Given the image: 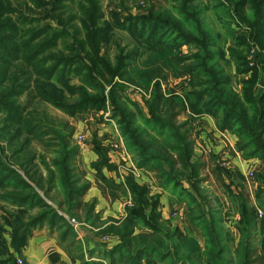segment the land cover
<instances>
[{
  "label": "trees",
  "instance_id": "1",
  "mask_svg": "<svg viewBox=\"0 0 264 264\" xmlns=\"http://www.w3.org/2000/svg\"><path fill=\"white\" fill-rule=\"evenodd\" d=\"M30 1L35 7L33 11L39 14V19L23 15L11 0H0V94L1 90H5L4 86L8 85L7 92L0 95V113L5 116L3 121L8 126L17 127L19 133L24 131L34 136L37 134L35 118L25 116V108L17 103L24 92L31 88L29 78H35L33 89L38 98L75 117L89 109L97 111L105 109L107 101L105 86L111 85L115 76L135 84L136 81L124 70L126 62L135 60L140 53L130 52L121 57V63L116 70L110 69L98 58L99 44L112 29L109 24L106 26L101 24L104 16L100 0H81L87 4L81 5L83 15L80 18L84 23L86 40H76L79 42V49L68 45L71 33L68 25L70 27L77 17L70 15L64 19L60 13L62 8L67 9L64 6L68 0ZM182 1L184 2L182 16L192 20L194 10L189 8V4L194 0ZM232 3L233 20L237 21L242 30L239 34L233 32V45L228 50L230 59L236 64V74L233 78L238 79L239 92L232 89L231 79L226 76L225 70L219 64V60L225 58V52L221 48L215 52L209 39L204 35L182 32L178 26L175 27L174 23L178 22L165 9L150 8L148 17L129 18L123 23H118L119 16L114 17L118 28L129 32L135 39L149 47L159 46L155 44V39L159 36L162 37L161 40L169 38L172 47L193 43L199 48L198 53L192 57L175 58V63L179 66V72L175 76L190 78L191 92L186 96L175 94V89L169 91L164 88V85L166 88L168 86L169 77V74L164 73L166 72L164 69L153 68L140 74L141 79L154 82L156 85L155 93L147 103L150 117H145L139 109L131 113L128 108L116 105L120 103L123 85L112 86L110 99L116 105L115 114L119 116L121 133L135 166L154 176L156 186L168 194L172 206L179 203L188 205L191 222L197 228H201L208 246L213 242L209 234L218 223L223 224L222 217L219 219L208 217L204 208L200 207V201L183 187L182 181L191 182L199 197H203L199 185L206 181L200 177L206 164L202 163V159L193 161L194 137L198 134L197 118L203 115L211 116L220 132H229L238 138L235 150L243 159H258L264 164V85L260 88V93L256 94L258 85L261 82L264 84V0H233ZM29 26L32 31H29ZM244 27L247 30L243 31ZM149 28L150 33L147 32ZM60 41L65 43L66 49L68 47L70 52H75L69 57H66L65 52H61L60 56L55 55L53 50L58 49ZM256 45L259 52L256 62L251 66L246 51ZM87 47L96 60L88 52V60L78 52L84 51ZM15 62L27 69L25 75L18 73L9 75V69ZM73 75L81 79L82 86L76 87L66 82V78ZM64 88L72 96L76 94L78 98L74 102L67 100ZM89 89L93 90L95 95L90 93ZM137 115L142 118L144 126H138ZM183 117L185 121L179 122L178 120ZM68 145V139H65L62 159L55 162L68 203L66 210L62 206L58 208L68 216L77 212L83 213L90 220L95 202L84 203L83 198L91 185L75 187L80 180L74 175L73 169L78 150L69 149ZM94 150L98 160L91 164V168L94 171L96 187L103 197L110 203L124 198L133 202V206L126 209L125 218L109 220L111 225L107 232H113L121 240L120 244L105 253L110 264L144 262L190 264L192 260L199 263L206 261L208 264H221L222 254L216 252L215 255L208 253V256L203 255L195 237H190L180 230L173 233L162 223L159 196L150 199L149 189L140 185L133 175L125 176L119 182L106 176L105 169L117 172L118 168L109 162L98 144ZM206 155L213 162L220 159V156L212 153ZM215 173L217 178L222 180L224 174L232 172H226L217 165ZM232 174L233 184L235 180L237 183L243 181L240 186L246 188L244 175L237 172ZM261 176L264 178V173ZM11 187L14 188L12 191L2 195L6 202L22 211L38 210L36 216L28 222L19 218L12 221L11 226L14 228L12 243L16 253H22L33 231L45 224H50L51 228L58 227L64 234L63 239H67L69 235L74 237V229L57 208L49 205L20 174L6 165L0 156V189ZM226 189L228 196L233 199L232 202H237L242 216L241 221L243 225L245 224L241 228L243 235L235 252L239 264H264V216L258 236V209L252 208L241 194H232L230 186H226ZM259 203L264 210V202L259 199ZM196 206L197 211L201 209L200 215L193 217ZM1 234L0 232V264L16 263L15 255L10 253ZM189 241L193 248H184Z\"/></svg>",
  "mask_w": 264,
  "mask_h": 264
},
{
  "label": "rangeland",
  "instance_id": "2",
  "mask_svg": "<svg viewBox=\"0 0 264 264\" xmlns=\"http://www.w3.org/2000/svg\"><path fill=\"white\" fill-rule=\"evenodd\" d=\"M11 1L14 2V5L17 6L16 8L23 15L28 16L31 19L32 17L39 19L40 16L33 11L35 7L30 0ZM231 2H233V0H194L189 4V8L194 10V17L192 20H188V18H185V16H182L181 14V9H184V2L182 0L176 2H173L172 0H100V6L102 7V13L104 16L101 24L103 26L109 24L112 29L100 42L97 56L106 66L110 67V69L116 70L121 63V57L128 55L130 52H132V54L140 53V56L135 60L126 62V68L124 70L130 78L132 77L136 81V83L132 84L126 82L122 77L115 76L113 78V83L105 86V95L107 96L105 109L101 111L89 109L75 117H71L63 111L55 108L53 105L38 98L33 89L35 78H29V86L31 88L29 91L27 90L24 92V94L17 100V103L19 106L25 108V116L29 115L30 117L35 118V129L37 130V134L34 136L29 135L24 131L19 133L17 127L8 126L3 121L5 116L0 113V156L3 158V162L20 174L26 183L33 187L49 205L57 208L59 213L67 219L69 225L75 231L74 237H71L70 239L68 236L71 241H74L77 237V232L84 230V228L93 231L96 235L100 236L105 243H109L111 239L119 237L114 235L113 232H107V229L111 225V221H109L110 219L102 221V217L95 213L97 205L95 199L85 202L84 199L86 195L83 198L84 203L92 204L95 202V208L90 216V220H88V217L83 213L77 212L76 214L73 213L74 215L68 216L58 208L62 206L64 210H66L68 207L67 196L64 194L65 189L57 173V168L55 167V162L62 159V146L65 144V139H68L69 149L76 148L78 150L73 169L75 172L74 175L80 180L75 187L79 188L90 184V188L86 191L87 194L92 187L96 186L95 176L93 174L94 171L91 168V164L98 160V156L94 152V149L98 144L99 148L106 154L109 162L118 168L117 172H111L105 169L104 174L106 175L109 173L112 175L110 178L115 179L117 182L124 179L127 175H133L140 185L146 186L149 189L150 199L159 196V210L162 213V223H164L171 232L174 233L175 231L180 230V232L188 234L190 237H195L201 246L203 255H215L216 252L219 253V255L222 254L221 264H239V259L235 252L243 235L241 228H243L245 224L243 225V222L241 221L242 216L240 208H238L237 202L233 203V199L228 196L226 186H230L232 194H241L252 208H255L256 210L260 209L264 214V210L260 207L259 203V199L264 202V178L261 176V174L264 173V164L258 159H253L254 161L245 160L242 158L241 154L235 153L233 149L226 146L223 152L217 156L225 158L223 159V162L225 163H221V165L226 163L229 165V169H224L226 172L231 171L232 173L237 172L247 174L255 169V179L257 182L253 193L250 194L245 187L242 188L240 186V183L242 184L243 181H238L237 183L234 178L238 186V189L235 192V190H233V187L235 188V185H233L234 175L232 173L224 174L222 180H219L215 173L216 166L218 165L217 162H213L207 156L205 158L200 156L203 154V150L202 148L199 149V146L204 145L202 142H199L200 131L198 129L199 125L196 122V131L198 134H195L194 137L195 150L193 161L202 159V163L206 164L203 174L200 175V177L205 178L206 181L199 185L203 197H199L191 182H187L186 180L182 181L184 185L183 187L194 196L196 200L200 201V207L204 208L208 217L212 219H219V217H222L223 224L218 223L217 227L209 234L213 242L208 246L207 239L204 237L205 235L201 228H197L191 222V211L188 205L185 203H179L172 206L168 197L167 214L165 216L159 191L163 194L165 192L156 186L157 184L154 176L148 175L141 169H138L140 173L134 172L128 157H122L121 154L123 153V150H126L128 153L129 151L126 147L121 133V127L118 123L119 116L115 114L117 111L116 105H119L124 109L128 108V111L131 113H133V111L136 112L137 109H139L145 117H150L147 103L152 99L156 85L154 82H148L141 79L140 74L143 71H148L153 68L164 69L166 71L164 73L169 74L168 86L166 88L164 85L165 89H168L169 91L175 89V94L180 95L181 97L186 96L191 92L190 78H177L175 76L179 72V66L175 63V58L192 57L199 51L197 45L190 43L172 47L169 38L167 39L166 37H163L164 39L161 40L162 37L158 36L155 39V44H159V46L149 47L142 41L135 39L129 32L122 31L117 27L118 23H123L129 18L141 19L148 17L150 8L157 10L165 9L167 12L171 13L170 15L173 16V19L179 23L174 24L175 27L178 26L182 32L185 31L195 35H204L209 39V43H211L212 49L215 52L219 51L221 48L225 52V58L220 59L219 64L225 70L226 76L231 79L232 89L239 92L240 87L238 85V79L233 78V61L230 59L228 50H230L233 45V32L239 34L242 30H240L237 21L233 20V3L231 4ZM82 4L83 6L87 5L86 3L81 2V0H68L67 4L64 6L67 7V9L62 8L60 12L64 19H67L70 15H75L77 17L70 27L68 25V29L71 32L70 39L68 38V45L74 46V49H79V42H76V40H86L84 23L80 21L81 15H83L81 11ZM116 15L120 17L118 23L114 18ZM28 29H30L29 31H32L31 26H29ZM244 30H247V28L244 27L243 31ZM147 32L150 33V28ZM72 37H74L75 42ZM58 46V49L56 48L53 50L55 55L60 56L61 52H65L64 54L66 57H69L75 52H70L68 47L66 49V45L63 41H60ZM253 49L256 50L257 56L259 52V47L257 45L249 51H246V55L248 61L254 59V65L256 57L254 56ZM78 52H80V54L87 60L89 59L87 56L88 52L91 57L96 60L89 47L84 51L82 50ZM13 65L14 66L9 69V75L11 73L25 75L27 72V69L22 67L20 63L15 62ZM18 68L21 69L19 70ZM66 82L76 87L83 85L81 79L75 75L68 77V79L66 78ZM115 84L124 86L122 94H120V103L116 105L112 103L110 99V91ZM7 86H4L5 90H1L2 92L0 95H4L7 92ZM260 88V86L257 87L256 94L260 93ZM89 91L95 95L93 90L89 89ZM64 96L67 100L73 102L78 98L76 94L72 96L65 88ZM199 118H197V120ZM137 119L139 120L138 126H144L140 115H137ZM178 121H185V117L180 118ZM211 135L212 134H210L208 138L210 142L216 146L217 144ZM221 138L227 145L224 138ZM26 139H28L29 142ZM197 143H200V145H197ZM121 145L122 149L120 151ZM95 156H97L96 160L93 159ZM130 156L135 166L133 157L131 154ZM234 158H238V163L234 162ZM134 168L137 167L135 166ZM93 183H95V185ZM13 189V187L0 189V232L9 247L10 253L12 252L11 254L15 255L16 261L17 258L22 257L21 253L19 254L15 252L12 243L14 228L11 226V223L17 218L28 222L29 219L36 216L38 210L26 212L19 210L6 202L2 198V195ZM259 191L262 192L260 193ZM259 196L260 198H258ZM121 201L124 204L125 218L127 215L126 209L132 207L133 202L131 199L125 198L121 199ZM200 210L201 209L197 211L196 206V213L193 214V217L200 215ZM215 213H220V215L217 214V216ZM71 221H74L75 223L73 224ZM262 221L263 218L257 221L258 236L260 235L259 231H261ZM43 227H47L50 230H59L56 226L51 228L50 224H45ZM184 248L192 249L193 245L189 241V243L184 245ZM143 264L149 263L144 262ZM190 264H208V262L204 261L203 263L202 261L199 263L192 260Z\"/></svg>",
  "mask_w": 264,
  "mask_h": 264
},
{
  "label": "crops",
  "instance_id": "3",
  "mask_svg": "<svg viewBox=\"0 0 264 264\" xmlns=\"http://www.w3.org/2000/svg\"><path fill=\"white\" fill-rule=\"evenodd\" d=\"M233 74H236V64L234 62ZM263 85V82H261L258 86L263 88ZM197 124L200 131L199 142L204 145L199 146V149L202 148L203 150V154L200 156L205 158L207 155L204 154L208 153H212L215 156L220 155L226 148V144L221 138V132L217 129L214 119L209 115H203L197 120ZM210 134H212L211 136H213L216 146L210 142L208 138ZM228 134L230 142L236 145L238 138L230 133ZM197 145H200V143H197ZM93 159L96 160L97 156L93 157ZM234 162L238 163V158H234ZM106 175L108 177L112 176L109 173ZM93 184L95 185V183ZM233 185H235L233 190L236 192L238 186L235 181ZM159 194L161 195V203L166 216L169 196H167L166 192L163 194L159 191ZM94 199L97 201L95 213L102 217V221L124 218V204L121 200L110 203L103 197L96 186L89 190L84 200L89 202ZM63 236V232L58 229L50 230L47 227L38 229L29 238L27 246L21 253V257L25 259L27 264H110V260L106 258L105 253L120 243V239L116 237L111 239L109 243H105L100 236L86 228L77 232V237L74 241L70 240L72 235H69L70 239H63Z\"/></svg>",
  "mask_w": 264,
  "mask_h": 264
},
{
  "label": "built area",
  "instance_id": "4",
  "mask_svg": "<svg viewBox=\"0 0 264 264\" xmlns=\"http://www.w3.org/2000/svg\"><path fill=\"white\" fill-rule=\"evenodd\" d=\"M253 53H254V56L256 57V50L255 49H253ZM250 62H251V65H253L254 59H250ZM221 135L224 138V140L227 142L226 146H229L231 149L234 150L235 153H237L236 150H235V146L230 142V140L228 138L229 137L228 132H221ZM121 149H122V145L120 146V151H121ZM121 155H122V157H124V156L128 157V159H129V161H130V163H131V165H132V167L134 169V172L140 173L138 171V168H134L135 166H134V164L132 162L131 156L126 150H123V153ZM223 159H225V158H220L217 161L218 166L222 167L225 170L229 169V165L227 163L221 165V163H225V162H223ZM243 175H244V178H245L246 189L248 190V192H250V194H252L254 189H255L256 182H257L256 179H255V169L251 170L247 174H243ZM257 213H258V218L259 219H261L263 217V215H264L263 212L260 209H258ZM71 222L73 224L75 223L74 221H71ZM16 264H27V262L23 258L19 257L16 260Z\"/></svg>",
  "mask_w": 264,
  "mask_h": 264
}]
</instances>
